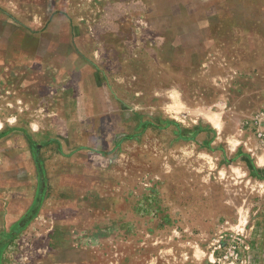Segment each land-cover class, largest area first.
Segmentation results:
<instances>
[{"label": "rangeland", "instance_id": "1", "mask_svg": "<svg viewBox=\"0 0 264 264\" xmlns=\"http://www.w3.org/2000/svg\"><path fill=\"white\" fill-rule=\"evenodd\" d=\"M258 155L264 0H0V264L247 257Z\"/></svg>", "mask_w": 264, "mask_h": 264}, {"label": "crops", "instance_id": "2", "mask_svg": "<svg viewBox=\"0 0 264 264\" xmlns=\"http://www.w3.org/2000/svg\"><path fill=\"white\" fill-rule=\"evenodd\" d=\"M258 156L257 170L237 180L240 183L234 186L232 212L225 219V225H230L234 234L255 238L258 246L252 251L248 249L247 257L237 264H264V155ZM258 227H262L260 231Z\"/></svg>", "mask_w": 264, "mask_h": 264}, {"label": "built area", "instance_id": "3", "mask_svg": "<svg viewBox=\"0 0 264 264\" xmlns=\"http://www.w3.org/2000/svg\"><path fill=\"white\" fill-rule=\"evenodd\" d=\"M219 247H224L226 249L219 258L220 264H237L245 257L240 251L239 241L234 238L230 241L222 242Z\"/></svg>", "mask_w": 264, "mask_h": 264}]
</instances>
